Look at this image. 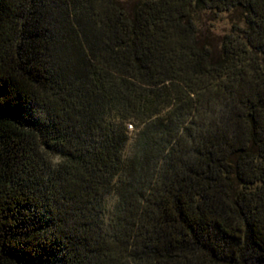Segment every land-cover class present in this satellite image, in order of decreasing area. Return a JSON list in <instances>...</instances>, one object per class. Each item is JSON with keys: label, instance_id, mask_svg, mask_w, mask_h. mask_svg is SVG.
<instances>
[{"label": "trees", "instance_id": "1", "mask_svg": "<svg viewBox=\"0 0 264 264\" xmlns=\"http://www.w3.org/2000/svg\"><path fill=\"white\" fill-rule=\"evenodd\" d=\"M0 264H264V0H0Z\"/></svg>", "mask_w": 264, "mask_h": 264}, {"label": "rangeland", "instance_id": "2", "mask_svg": "<svg viewBox=\"0 0 264 264\" xmlns=\"http://www.w3.org/2000/svg\"><path fill=\"white\" fill-rule=\"evenodd\" d=\"M230 18L226 13L217 15L214 19L207 21L209 28L216 34H222L228 31Z\"/></svg>", "mask_w": 264, "mask_h": 264}]
</instances>
